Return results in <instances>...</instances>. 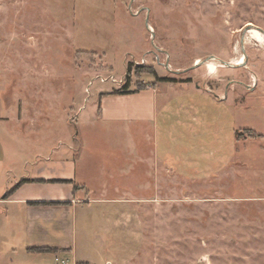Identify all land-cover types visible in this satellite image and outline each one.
<instances>
[{"label":"rangeland","instance_id":"rangeland-1","mask_svg":"<svg viewBox=\"0 0 264 264\" xmlns=\"http://www.w3.org/2000/svg\"><path fill=\"white\" fill-rule=\"evenodd\" d=\"M129 67L130 89L156 82L165 100L149 142L80 129L78 107L95 115V91L121 89ZM0 121L26 150L85 145L95 190L65 210L68 232L34 238L71 253L20 264H264V0H0ZM126 139L159 156L123 175ZM3 223L11 264L35 243L24 217Z\"/></svg>","mask_w":264,"mask_h":264},{"label":"crops","instance_id":"crops-1","mask_svg":"<svg viewBox=\"0 0 264 264\" xmlns=\"http://www.w3.org/2000/svg\"><path fill=\"white\" fill-rule=\"evenodd\" d=\"M112 91L110 88L95 91V115L91 112L86 114L87 107L84 105L78 107L76 115L80 129L88 128L95 132L96 137L105 131H112L113 135H116L114 131L116 129L117 132H122L123 137L131 136L132 139L136 138V134L134 136L136 132L141 142L142 139L144 143L149 142L151 131L158 127L159 110L165 101L160 97L157 83L152 82L146 88L131 94H111ZM4 127L6 128L5 123L0 121V228L4 221H8L10 227L14 229L17 222H21V218L24 217L27 221V233L35 243L27 247L22 260L14 256L11 257L10 263L20 264V261L33 263L39 256L49 253L31 252L29 249L32 247H57L69 252L68 245L37 244L39 242L34 238H48L56 227L61 229L62 233H65V230L68 232L71 221L65 210H76L91 202L90 196L95 190L88 186L86 178L79 173V159L84 154L85 145H82L77 154L69 148L51 149L46 153L39 152V149L26 150L23 143H16L3 135L6 132ZM8 141H11L9 148ZM129 143L132 145L131 148ZM140 143L134 149L133 140L132 142L127 140L124 150H120L119 145L115 148L119 150L116 153L120 158L118 156L114 158L123 161L119 162L123 164L119 168L123 175L131 174L136 164L147 165L151 155L159 156V150L155 148L146 150V145L142 147ZM23 147L27 157L23 155ZM22 180L26 182L21 183ZM16 186L17 188L10 193ZM103 188L105 186L97 189L102 191ZM57 209L61 213L55 216ZM16 254L17 251H13V255Z\"/></svg>","mask_w":264,"mask_h":264},{"label":"trees","instance_id":"trees-1","mask_svg":"<svg viewBox=\"0 0 264 264\" xmlns=\"http://www.w3.org/2000/svg\"><path fill=\"white\" fill-rule=\"evenodd\" d=\"M131 73H132V67L128 68V72H127V79L124 82L123 86L121 89H116L113 90L111 92V94H131V93H135L138 92L144 88H146L147 86H149L150 84L146 85L143 83H139L138 87L136 89H130L131 84H132V79H131ZM143 73H152L156 78L158 77V75L156 74V71L152 68V67H145V66H137L135 68V74L136 76H139ZM159 80H162L164 82H175L174 79L171 78H159ZM101 110V106L99 108V111ZM26 182V180H22L21 183ZM17 188L14 187L11 191L13 192L15 189ZM66 249H60V248H51V247H32L29 249V251L31 252H37V253H41V252H52V253H57L59 251H64Z\"/></svg>","mask_w":264,"mask_h":264},{"label":"bare ground","instance_id":"bare-ground-1","mask_svg":"<svg viewBox=\"0 0 264 264\" xmlns=\"http://www.w3.org/2000/svg\"><path fill=\"white\" fill-rule=\"evenodd\" d=\"M251 32L254 34V36L257 38L258 41H260V40L263 39V38H262V37H263L262 34H261L258 30H256V29H252ZM207 67H208V69H209V71H210L211 73L215 72L216 69H217L216 64H214V63H212V62H209V63L207 64Z\"/></svg>","mask_w":264,"mask_h":264},{"label":"built area","instance_id":"built-area-1","mask_svg":"<svg viewBox=\"0 0 264 264\" xmlns=\"http://www.w3.org/2000/svg\"><path fill=\"white\" fill-rule=\"evenodd\" d=\"M106 80H107L106 78H104V77H100V81H101V82H105ZM109 80H111V81H113V82H118L114 75H111V76L109 77ZM91 84H92V83H91Z\"/></svg>","mask_w":264,"mask_h":264}]
</instances>
